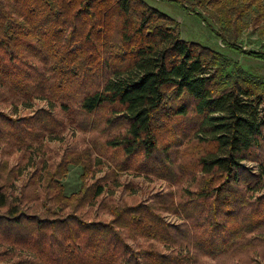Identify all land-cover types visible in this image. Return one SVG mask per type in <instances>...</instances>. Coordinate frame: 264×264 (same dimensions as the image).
<instances>
[{
  "label": "trees",
  "instance_id": "trees-1",
  "mask_svg": "<svg viewBox=\"0 0 264 264\" xmlns=\"http://www.w3.org/2000/svg\"><path fill=\"white\" fill-rule=\"evenodd\" d=\"M160 1L195 12L226 47L264 60L263 51L248 52L239 44L249 27L264 38V0ZM181 32L177 20L147 0H0L2 96L6 90L14 105L56 99L67 112L72 102L63 101L64 92L101 78L82 94L81 112L104 110L109 126L120 119L126 123L125 132L106 139L99 154L85 148L57 164L44 160L39 175L41 163L34 166L19 196L7 185L23 169L2 164L0 256L5 264H216L236 243L240 246L246 232L264 228L259 208L248 214L256 223L238 222L250 201L251 170L245 161H255L264 146V77L185 40ZM71 95L68 99L76 98ZM191 112L199 119L196 135L205 150L193 178L199 187L185 191L189 200L130 204L105 195L109 177L97 178L95 170L108 149L123 155L117 164L121 170L142 159L153 161L166 141L162 134ZM164 149L169 155V144ZM72 166L82 169L81 185L68 194L64 180ZM263 175H257V190ZM86 208H96L95 218ZM198 212H206L205 218ZM169 213L198 219V230L192 234L188 223L172 224ZM226 231L242 238L223 239Z\"/></svg>",
  "mask_w": 264,
  "mask_h": 264
},
{
  "label": "rangeland",
  "instance_id": "rangeland-1",
  "mask_svg": "<svg viewBox=\"0 0 264 264\" xmlns=\"http://www.w3.org/2000/svg\"><path fill=\"white\" fill-rule=\"evenodd\" d=\"M147 1L181 24V33L185 40L198 42L221 52L232 62L249 69L255 75L264 77L263 59L226 47L195 12L185 9L175 2ZM187 1L191 5L193 0ZM197 11L203 12L199 8ZM239 44L248 52H264V38L252 27L243 32ZM100 79L85 80L86 82L81 87H75L64 92L63 101L72 102L67 112L61 106V102L56 99L36 98L14 105L13 101L6 99L8 95L6 90L3 91V96L0 93V168L7 161L10 166L23 169L22 175L7 185L9 187L7 190L11 191L14 196L21 194L23 187L28 184V179L35 170L34 166H38L40 163L37 175L41 173L40 168L45 162L44 160L57 164L63 156L85 148H95L98 152L96 153L99 154L105 149L104 141L106 139L125 132L126 123L123 119L118 120L112 127L105 121L107 113L104 110L98 113L85 114L79 108L82 94L89 91ZM70 94L76 98L68 99ZM5 117L13 120L20 119V121L8 123L5 121ZM198 124L199 119L192 112L188 117L178 118L171 124L172 131L169 128L165 134H162L166 141L162 143L161 151L156 155V158L153 161L142 159V164L135 161L132 163L131 169H119L117 164L123 162V155H116L115 151L108 149L107 154L103 155L106 156L102 159L103 163L98 165L95 170L97 178L109 177L108 181H104L107 182L105 195H112L113 200L122 199L130 204L155 201L159 204L171 205L174 203L179 205L189 200L185 196V191L187 188L194 190L199 187L198 181L194 183L196 180L193 178L199 173L196 169L197 157L205 150L204 145H199L197 140ZM23 142L25 145L22 144ZM165 144H169V155L165 154L164 147L167 146ZM256 155L255 161H245L248 169L251 170V173H248L251 189L247 194L250 201L245 203L242 208L243 214L238 220L241 226H247L251 221L256 223V220L249 218L248 214L253 213L257 208L259 211H264V199L260 204L256 203L259 197L264 195V178L261 179L262 189L254 188L259 180L257 175L264 173V146L256 152ZM115 156H117V160L114 159ZM137 167H142V171L136 170ZM81 171L80 166L71 167L68 178L64 180L68 194L79 189ZM252 174L254 177L251 178ZM92 181L91 178L89 183L91 184ZM35 182L36 180L31 184L34 186ZM33 186L30 190L33 189ZM86 209L89 216L95 218L96 208ZM205 215L206 212H204V216L199 215V212L197 213L198 218H205ZM257 215L258 213H256ZM166 216L172 224L184 226L182 224L188 223L192 234L198 230L195 227V223L199 222L198 219H195L196 222L191 221L184 213H169ZM261 216L264 218V214ZM222 220L229 221L227 217H222ZM185 229L189 230L188 227ZM221 237L227 238V240L233 238L237 241L242 238L237 235L234 236L231 231L224 232ZM242 239L245 240L239 243L240 246L237 247L236 243V246L228 254L223 255L215 263H264V228L254 233L246 232ZM192 250L196 251L194 248ZM3 251L4 249L0 248V253ZM197 254H200L199 251ZM0 257V264H5L3 257Z\"/></svg>",
  "mask_w": 264,
  "mask_h": 264
}]
</instances>
